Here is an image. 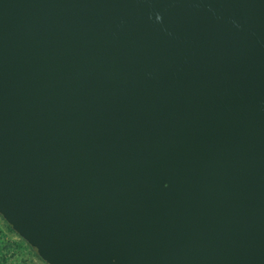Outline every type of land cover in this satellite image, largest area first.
<instances>
[{
	"label": "water",
	"instance_id": "water-1",
	"mask_svg": "<svg viewBox=\"0 0 264 264\" xmlns=\"http://www.w3.org/2000/svg\"><path fill=\"white\" fill-rule=\"evenodd\" d=\"M0 218L45 264H264V0H0Z\"/></svg>",
	"mask_w": 264,
	"mask_h": 264
},
{
	"label": "rangeland",
	"instance_id": "rangeland-1",
	"mask_svg": "<svg viewBox=\"0 0 264 264\" xmlns=\"http://www.w3.org/2000/svg\"><path fill=\"white\" fill-rule=\"evenodd\" d=\"M0 264H45L0 218Z\"/></svg>",
	"mask_w": 264,
	"mask_h": 264
},
{
	"label": "trees",
	"instance_id": "trees-1",
	"mask_svg": "<svg viewBox=\"0 0 264 264\" xmlns=\"http://www.w3.org/2000/svg\"><path fill=\"white\" fill-rule=\"evenodd\" d=\"M33 253V252H32ZM34 254V253H33ZM35 255V254H34Z\"/></svg>",
	"mask_w": 264,
	"mask_h": 264
}]
</instances>
